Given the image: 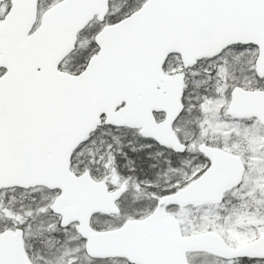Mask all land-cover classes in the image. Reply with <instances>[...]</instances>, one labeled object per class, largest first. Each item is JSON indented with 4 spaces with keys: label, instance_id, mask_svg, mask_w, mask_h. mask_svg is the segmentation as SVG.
Here are the masks:
<instances>
[{
    "label": "snow or ice",
    "instance_id": "snow-or-ice-1",
    "mask_svg": "<svg viewBox=\"0 0 264 264\" xmlns=\"http://www.w3.org/2000/svg\"><path fill=\"white\" fill-rule=\"evenodd\" d=\"M0 264H264V0H0Z\"/></svg>",
    "mask_w": 264,
    "mask_h": 264
}]
</instances>
